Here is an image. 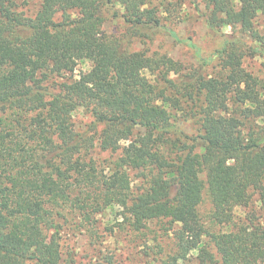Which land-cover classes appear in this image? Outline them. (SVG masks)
Instances as JSON below:
<instances>
[{"label": "trees", "instance_id": "16d2710c", "mask_svg": "<svg viewBox=\"0 0 264 264\" xmlns=\"http://www.w3.org/2000/svg\"><path fill=\"white\" fill-rule=\"evenodd\" d=\"M154 1L41 0L31 17L0 0V264H76L60 219L76 214L97 238L95 218L113 206L133 231L169 227L165 264L264 263V223L234 220L255 194L264 208V0H192L220 37L208 56L189 42L192 65L104 31L114 2L134 32L186 42ZM79 108L90 132L73 124ZM96 148L114 158L100 164Z\"/></svg>", "mask_w": 264, "mask_h": 264}, {"label": "rangeland", "instance_id": "374dc122", "mask_svg": "<svg viewBox=\"0 0 264 264\" xmlns=\"http://www.w3.org/2000/svg\"><path fill=\"white\" fill-rule=\"evenodd\" d=\"M14 1L19 11L31 17L35 15L41 3V0ZM151 1L153 4L156 3L154 0ZM162 4L164 7L159 5V9L164 18L163 23L186 42L176 40L161 29L134 32L122 18L123 9L114 2L102 7L103 29L107 34L127 41L129 49L167 54L186 65L196 64L195 48L190 46L189 42L193 43L204 56L210 55L219 45L220 37L210 30L204 21L205 9L202 5L197 6L192 0H162ZM166 7L170 9L169 13L164 12ZM229 29L228 26L223 27L225 32ZM258 62V59H248L245 64L249 69H255ZM88 68V62L79 63L76 72ZM72 121L77 130L91 131L93 119L84 110L76 109L72 113ZM180 125L189 135L197 133V125L191 120L182 121ZM100 128L101 126H98V129ZM93 157L104 165L114 158V155L110 156V153L96 148ZM210 210L211 204L205 193L199 206V213L206 223ZM119 211L117 206L108 207L96 216L94 225L97 238L89 236L88 227L77 224L79 218L76 214L67 213L65 218L60 219L64 252H73L76 264L97 262L108 264L107 259L111 260L109 264H165L167 253L173 245L171 230H167L169 227L163 222H151L143 229L144 232L133 231L127 223H120L122 218ZM248 216L255 222L264 223V208L256 201V194L248 206L235 209L236 223L245 221ZM231 227L232 225L216 229Z\"/></svg>", "mask_w": 264, "mask_h": 264}]
</instances>
